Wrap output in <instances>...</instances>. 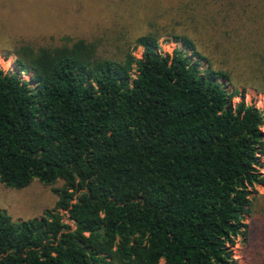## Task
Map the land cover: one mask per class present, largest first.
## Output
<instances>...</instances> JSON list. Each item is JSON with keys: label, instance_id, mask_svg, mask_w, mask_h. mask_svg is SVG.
<instances>
[{"label": "trees", "instance_id": "obj_1", "mask_svg": "<svg viewBox=\"0 0 264 264\" xmlns=\"http://www.w3.org/2000/svg\"><path fill=\"white\" fill-rule=\"evenodd\" d=\"M149 3L139 57L49 29L15 36L0 182L63 185L41 217L0 209V264H234L239 236L264 264V115L243 94L264 90V0Z\"/></svg>", "mask_w": 264, "mask_h": 264}, {"label": "rangeland", "instance_id": "obj_2", "mask_svg": "<svg viewBox=\"0 0 264 264\" xmlns=\"http://www.w3.org/2000/svg\"><path fill=\"white\" fill-rule=\"evenodd\" d=\"M149 2H159L160 5V0H0V69L17 70L15 36H38L48 29L74 36L84 35L92 41L100 40V49H110L113 55L121 54L118 48L127 46L139 57L142 48L134 47L129 42L133 41L137 33L147 28L151 19L149 15L153 13L148 9ZM158 41L163 52L170 53L180 46L169 34L162 35ZM20 75L25 79L30 77L27 72ZM238 89L242 90V86L238 85ZM243 94L245 101L259 107L264 115V90L248 85ZM239 99L236 96L233 101L237 102ZM262 131L264 132V125ZM260 160V171L264 177V153ZM62 185V180L53 185H45L34 179L29 185L16 189L0 182V209L13 220L41 217L45 211L55 206L57 196L52 192V187ZM256 190L258 194L254 199H258L262 205L264 182L256 185ZM250 220L251 216L247 215L245 222ZM63 221L72 224L66 215ZM231 249L236 259L234 264H248L240 236Z\"/></svg>", "mask_w": 264, "mask_h": 264}, {"label": "built area", "instance_id": "obj_3", "mask_svg": "<svg viewBox=\"0 0 264 264\" xmlns=\"http://www.w3.org/2000/svg\"><path fill=\"white\" fill-rule=\"evenodd\" d=\"M233 260L235 261L236 259H234V256H233Z\"/></svg>", "mask_w": 264, "mask_h": 264}, {"label": "bare ground", "instance_id": "obj_4", "mask_svg": "<svg viewBox=\"0 0 264 264\" xmlns=\"http://www.w3.org/2000/svg\"><path fill=\"white\" fill-rule=\"evenodd\" d=\"M9 63V62H8Z\"/></svg>", "mask_w": 264, "mask_h": 264}]
</instances>
